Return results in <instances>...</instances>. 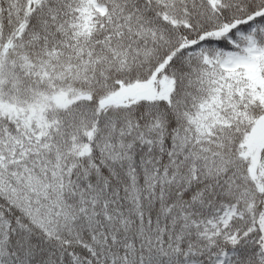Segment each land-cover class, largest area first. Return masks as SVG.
<instances>
[{"label": "snow or ice", "instance_id": "snow-or-ice-1", "mask_svg": "<svg viewBox=\"0 0 264 264\" xmlns=\"http://www.w3.org/2000/svg\"><path fill=\"white\" fill-rule=\"evenodd\" d=\"M0 264H264V0H0Z\"/></svg>", "mask_w": 264, "mask_h": 264}]
</instances>
